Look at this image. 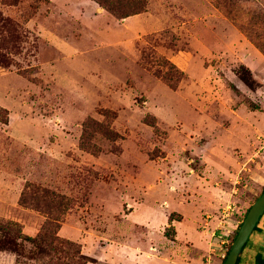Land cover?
Returning <instances> with one entry per match:
<instances>
[{
    "label": "rangeland",
    "instance_id": "374dc122",
    "mask_svg": "<svg viewBox=\"0 0 264 264\" xmlns=\"http://www.w3.org/2000/svg\"><path fill=\"white\" fill-rule=\"evenodd\" d=\"M142 1L115 18L91 0H0V221L34 237L44 217L18 200L24 191L32 205L43 188L69 201L57 236L82 255L192 264L213 244L200 230L212 207L192 175L204 162L209 189L216 170L227 174L234 207L226 242L213 236L221 264L264 187V0ZM170 211L185 216L173 243ZM14 241L0 264H44ZM255 255L264 215L238 263Z\"/></svg>",
    "mask_w": 264,
    "mask_h": 264
},
{
    "label": "trees",
    "instance_id": "16d2710c",
    "mask_svg": "<svg viewBox=\"0 0 264 264\" xmlns=\"http://www.w3.org/2000/svg\"><path fill=\"white\" fill-rule=\"evenodd\" d=\"M99 7L110 13L115 18H125L128 16L139 14L144 9L142 0H91ZM264 187L262 188V190ZM261 190V191H262ZM261 193V192H260ZM32 199V205L26 204V194L22 191L18 205L22 208L32 209L44 217V222L39 231L34 237H29L21 234L20 225L10 221H0V250L10 246L11 250L15 251V239L31 244L36 250V254L43 258L44 264H88L93 263V260L82 255L79 246L71 241L62 239L57 236L62 217L70 209L69 201L53 192L43 188H34L29 193ZM30 199V200H31ZM42 205H40L41 202ZM180 217L177 216V220ZM168 220H171L169 215ZM239 226V225H238ZM167 229H171L168 227ZM256 230V226L254 231ZM236 233V232H235ZM12 238H9L11 237ZM169 236V235H165ZM234 238V237H233ZM230 247V246H229ZM226 250L225 256L229 250ZM224 256V258H225ZM221 260V264L224 260ZM254 264H264V258L255 255L253 258ZM235 264L238 263V259Z\"/></svg>",
    "mask_w": 264,
    "mask_h": 264
},
{
    "label": "crops",
    "instance_id": "0c3cea01",
    "mask_svg": "<svg viewBox=\"0 0 264 264\" xmlns=\"http://www.w3.org/2000/svg\"><path fill=\"white\" fill-rule=\"evenodd\" d=\"M237 129H238L237 130L238 134H242V135L247 136V133H246L247 130H244L241 127L239 128V126H237ZM245 129H246V127H245ZM249 142H251V140H249L248 143ZM249 147H251V144H249ZM236 164L238 166V164H239L238 160H237ZM203 165H204V170L205 171H203L200 175L192 172V175H196L198 177L197 178L199 180L198 186L201 189V191H199V193H201V195L203 194L204 199H207L206 202H207L208 206L212 207V208H208V209L205 208V210L202 212L201 221H202L203 225L200 228V230H203L205 234H208L209 240L213 241L212 245H214L215 244L214 243L215 238L213 239V236L215 234H217V229L220 228L219 224L221 222L220 221V219H221V209L225 206L224 204L229 200L230 193L222 187V186L225 185V183L227 181V179H226V175L227 174H225V173L222 174L221 172H219V171H222V170H216L215 171V174H216L214 176L215 178H213V180L210 182L211 185H212V189H209V184L207 182H208L209 177L211 176V170L212 169L209 168V167H206L204 162H203ZM191 194L193 196H195V194L193 192ZM191 194H190V192H185V195H187V198H186V202L187 203L189 202L188 198L189 199L192 198ZM201 195L198 194V197H200ZM173 214H176L177 216H179L180 219L179 220L171 219L169 221L168 220L169 215H173ZM165 218H166V225H164L163 227L164 228L165 227L166 228H168V227L172 228V233H171L172 237L169 238V239H170L171 243H173L174 241L176 242V237H177V234L179 233V229H177V227L181 226V224L185 220V216H183V215H181L179 213H176L175 211H170V212H167L165 214ZM229 219H230V217L228 219H226L224 222L227 223L230 226V224L228 223ZM59 231H60V229H59ZM181 233H182V235H185L183 229L181 230ZM183 244L188 246V247L191 246L189 241H186V243L183 242ZM119 245H121V244H118V246ZM212 245L210 246V248L207 249L206 253L198 254L197 258L195 260H193L192 264H211L212 263V259H213L214 255H215L214 254L215 249L217 248L216 244L214 245V247ZM115 246L117 247V245H115ZM103 248L104 249L105 248L110 249L111 247H110V245L106 244L104 247H100V249H103ZM134 249H135L134 251L136 252V254L137 253L138 254H142L143 253L141 250H138V248H134ZM81 251L83 252L82 249H81ZM169 252H170L169 254H168V251H167L163 256H160V257H162L161 258L162 261H164V262L168 261V258H167L168 256L167 255H169V260H171L172 253L174 251L170 250ZM143 254H144V256H153V255L149 254L148 251L144 252ZM85 256H87L88 258L93 260L92 264H100V263L107 264L106 260H103V259L100 260L99 258H94V257L88 256V255H85ZM156 257H158V256H156Z\"/></svg>",
    "mask_w": 264,
    "mask_h": 264
},
{
    "label": "water",
    "instance_id": "95a60500",
    "mask_svg": "<svg viewBox=\"0 0 264 264\" xmlns=\"http://www.w3.org/2000/svg\"><path fill=\"white\" fill-rule=\"evenodd\" d=\"M264 215V189L247 209L222 264H235L260 218Z\"/></svg>",
    "mask_w": 264,
    "mask_h": 264
},
{
    "label": "built area",
    "instance_id": "2783aa9c",
    "mask_svg": "<svg viewBox=\"0 0 264 264\" xmlns=\"http://www.w3.org/2000/svg\"><path fill=\"white\" fill-rule=\"evenodd\" d=\"M234 212V207L231 204H226L221 209V219H220V228L217 229L216 239L219 243V245H223L226 241V238L228 237L230 233V227L227 223L224 221L229 218V216L232 215ZM209 262V261H208Z\"/></svg>",
    "mask_w": 264,
    "mask_h": 264
}]
</instances>
